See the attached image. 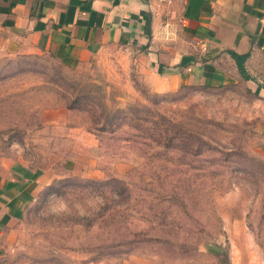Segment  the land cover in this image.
<instances>
[{
	"label": "rangeland",
	"instance_id": "rangeland-1",
	"mask_svg": "<svg viewBox=\"0 0 264 264\" xmlns=\"http://www.w3.org/2000/svg\"><path fill=\"white\" fill-rule=\"evenodd\" d=\"M134 58L0 50V165L65 177L6 227L0 264H264V95L242 81L155 91ZM128 105L174 124L179 150L114 130L105 113ZM109 176L121 182L81 181Z\"/></svg>",
	"mask_w": 264,
	"mask_h": 264
},
{
	"label": "crops",
	"instance_id": "crops-1",
	"mask_svg": "<svg viewBox=\"0 0 264 264\" xmlns=\"http://www.w3.org/2000/svg\"><path fill=\"white\" fill-rule=\"evenodd\" d=\"M109 45L133 50L155 91L242 81L264 95V0H173L155 9L147 0H0V50L78 63ZM239 54H247L248 78ZM52 180L21 160L0 165V254L6 227Z\"/></svg>",
	"mask_w": 264,
	"mask_h": 264
},
{
	"label": "trees",
	"instance_id": "trees-1",
	"mask_svg": "<svg viewBox=\"0 0 264 264\" xmlns=\"http://www.w3.org/2000/svg\"><path fill=\"white\" fill-rule=\"evenodd\" d=\"M246 56L247 54L237 55L238 57L237 63L244 78H248V75L244 69V60ZM259 88H260V84L256 87L254 92L258 93ZM136 109L137 108H135V106L133 105H128L123 108L118 107L116 109H110L108 112L105 113L106 115L105 120H108V118H113V117H116L117 119L121 120V123L118 124L114 123V130L115 128L122 126V124H125L127 127L137 128L138 130H141V133H143V135L146 136L148 139L142 141L141 144L137 143L138 147H140L142 150L143 149L155 150L156 153L159 152L160 154V152L164 147H166L169 144L171 146L172 145L171 142L173 143V141L175 140L177 134L175 125L173 124L172 128L169 131L166 128H164L163 122H159V120H155L153 117L150 119H145L146 122L144 123L140 120L142 119V117L139 116L140 110L138 109L136 112ZM111 121L112 120L110 119V122ZM147 121L149 122V124L147 123ZM105 127L106 126L103 125L101 126L102 129H104ZM167 134L169 136H166ZM171 148L173 150H179V148L176 145H172ZM63 178L55 179L49 184L45 185L44 188L47 189L46 192L51 193L53 187L55 188V185H57L58 182L63 181L64 180ZM70 178L74 179V177H67V179L65 180H68ZM81 181L88 184L109 185L111 182H116V181L121 182V179H119L116 176H109L106 179H93L89 177H82Z\"/></svg>",
	"mask_w": 264,
	"mask_h": 264
},
{
	"label": "built area",
	"instance_id": "built-area-1",
	"mask_svg": "<svg viewBox=\"0 0 264 264\" xmlns=\"http://www.w3.org/2000/svg\"><path fill=\"white\" fill-rule=\"evenodd\" d=\"M173 0H147V3L150 8L155 9L159 8L163 5H168L171 3Z\"/></svg>",
	"mask_w": 264,
	"mask_h": 264
}]
</instances>
